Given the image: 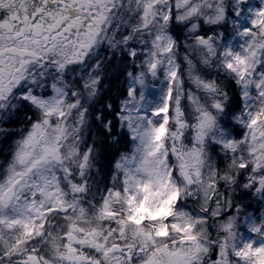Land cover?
Masks as SVG:
<instances>
[{
    "label": "snow or ice",
    "instance_id": "6c2138e0",
    "mask_svg": "<svg viewBox=\"0 0 264 264\" xmlns=\"http://www.w3.org/2000/svg\"><path fill=\"white\" fill-rule=\"evenodd\" d=\"M0 264H264V0H0Z\"/></svg>",
    "mask_w": 264,
    "mask_h": 264
}]
</instances>
